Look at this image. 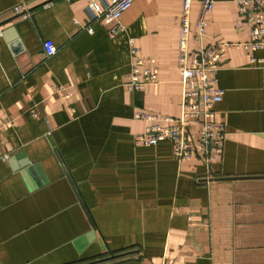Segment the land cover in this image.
<instances>
[{
    "label": "crops",
    "instance_id": "obj_1",
    "mask_svg": "<svg viewBox=\"0 0 264 264\" xmlns=\"http://www.w3.org/2000/svg\"><path fill=\"white\" fill-rule=\"evenodd\" d=\"M181 5L135 0L110 37L88 0H0V264H264V63H250L264 49L221 56L213 162L133 141L148 124L136 112L179 114ZM236 19L217 0L204 45L247 40ZM129 38L158 69L141 90L122 85Z\"/></svg>",
    "mask_w": 264,
    "mask_h": 264
},
{
    "label": "built area",
    "instance_id": "obj_2",
    "mask_svg": "<svg viewBox=\"0 0 264 264\" xmlns=\"http://www.w3.org/2000/svg\"><path fill=\"white\" fill-rule=\"evenodd\" d=\"M135 0H109L102 6L97 0H88L89 8L106 25L107 33L114 37L124 30L122 14ZM217 0H182L179 15V34L177 42V68L182 74L183 90L177 116H157L147 112H136L135 118L145 119L141 133L133 136L134 144L155 145L168 140L173 154L183 160L198 158L205 164L221 156L224 148L226 130L221 123H214V108L222 99L224 90L218 85L217 72L221 65V56L228 47L245 50L264 49V0H226L235 4L237 31L248 28V38L243 42H222L215 46L204 45L207 29V16L212 12ZM198 4L197 15L192 30V5ZM14 12L22 17L28 16L27 8L14 7ZM75 23H78L75 20ZM92 32V27L87 26ZM1 35V32H0ZM193 42V46L190 43ZM46 56L56 53L57 47L51 39L42 41ZM131 67L125 75L122 85L127 90H141L147 84L155 82L158 69L154 60L140 54L132 38H129ZM264 63V58L251 57L250 63ZM61 89V86H57ZM55 89V88H54ZM195 122L192 129L190 123ZM7 159L8 154L1 156Z\"/></svg>",
    "mask_w": 264,
    "mask_h": 264
},
{
    "label": "water",
    "instance_id": "obj_3",
    "mask_svg": "<svg viewBox=\"0 0 264 264\" xmlns=\"http://www.w3.org/2000/svg\"><path fill=\"white\" fill-rule=\"evenodd\" d=\"M30 164L26 161V163H24L22 166L25 167V170H24V173L26 172L27 174L28 173H32V167L29 166Z\"/></svg>",
    "mask_w": 264,
    "mask_h": 264
}]
</instances>
